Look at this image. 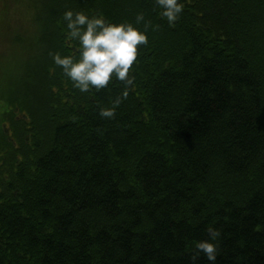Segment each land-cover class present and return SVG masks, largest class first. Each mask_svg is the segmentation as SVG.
Returning a JSON list of instances; mask_svg holds the SVG:
<instances>
[{
	"label": "trees",
	"instance_id": "trees-1",
	"mask_svg": "<svg viewBox=\"0 0 264 264\" xmlns=\"http://www.w3.org/2000/svg\"><path fill=\"white\" fill-rule=\"evenodd\" d=\"M181 2L169 27L154 0H2L36 29L0 38L24 56L0 63V264H191L208 226L216 264H264V0ZM68 10L160 25L113 119L123 84L81 93L50 55L78 58Z\"/></svg>",
	"mask_w": 264,
	"mask_h": 264
},
{
	"label": "clouds",
	"instance_id": "clouds-1",
	"mask_svg": "<svg viewBox=\"0 0 264 264\" xmlns=\"http://www.w3.org/2000/svg\"><path fill=\"white\" fill-rule=\"evenodd\" d=\"M154 2L160 18L166 20L169 27L174 26L184 12L185 5L181 0ZM63 21L66 24L65 41L69 45L76 44L78 58L50 53L54 64L81 93L100 92L113 81L121 82L124 90L111 102V107L99 109L101 118L113 119L117 108L128 99L130 88L135 86L131 71L138 63L140 51L149 44L148 32L158 30L160 25L146 19L143 12L136 14L135 23H114L103 13L89 15L84 11L68 10L63 14ZM138 25H143V29ZM207 232L210 240L195 244L196 254L191 256V264H198L200 253L211 264H216L217 245L211 241L217 240L220 233L212 226H208Z\"/></svg>",
	"mask_w": 264,
	"mask_h": 264
},
{
	"label": "rangeland",
	"instance_id": "rangeland-1",
	"mask_svg": "<svg viewBox=\"0 0 264 264\" xmlns=\"http://www.w3.org/2000/svg\"><path fill=\"white\" fill-rule=\"evenodd\" d=\"M0 32L2 31V34L0 36L1 40L3 39V35L7 32L3 31V26L7 24L6 27L10 28V26L13 28H16V30L20 29H28L32 30L34 29L35 25H29V22H32V13H28L25 9V7L22 5H18L12 8V12L8 13V17H6L5 12L6 10L3 9L2 0H0ZM11 21H13V24L11 25ZM18 27V28H17ZM36 29V27H35ZM12 34L4 35V38H8V40L11 38ZM15 47H13L14 49ZM13 49H10V45L7 43H2L0 41V63L5 64H11L9 67V70H11L14 67V63H19L22 61V58H24L22 50L21 52H14ZM10 76V75H9ZM11 77V76H10ZM10 77H5V80L9 79ZM1 85V83H0ZM2 104V103H1Z\"/></svg>",
	"mask_w": 264,
	"mask_h": 264
}]
</instances>
